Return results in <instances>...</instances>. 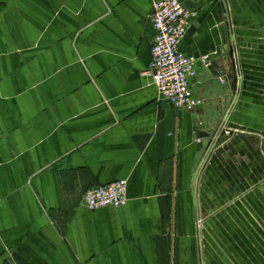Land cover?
Listing matches in <instances>:
<instances>
[{
    "label": "crops",
    "instance_id": "0c3cea01",
    "mask_svg": "<svg viewBox=\"0 0 264 264\" xmlns=\"http://www.w3.org/2000/svg\"><path fill=\"white\" fill-rule=\"evenodd\" d=\"M180 1L193 110L146 75L152 0H0V264H264V0Z\"/></svg>",
    "mask_w": 264,
    "mask_h": 264
},
{
    "label": "built area",
    "instance_id": "2783aa9c",
    "mask_svg": "<svg viewBox=\"0 0 264 264\" xmlns=\"http://www.w3.org/2000/svg\"><path fill=\"white\" fill-rule=\"evenodd\" d=\"M152 22L155 35L151 41V61L146 71L158 89L161 99L169 101L177 110H193L201 104L194 96L191 80L196 77V57L181 51L180 45L191 25L194 12L180 0H152ZM209 63V56L200 58ZM233 63L238 79L241 78L239 53L233 51ZM224 116L221 126L210 143L207 156L214 149L219 137L229 134ZM128 181H118L89 189L83 198L86 208L95 210L104 207H121L127 202Z\"/></svg>",
    "mask_w": 264,
    "mask_h": 264
},
{
    "label": "rangeland",
    "instance_id": "374dc122",
    "mask_svg": "<svg viewBox=\"0 0 264 264\" xmlns=\"http://www.w3.org/2000/svg\"><path fill=\"white\" fill-rule=\"evenodd\" d=\"M256 220H258L257 217H256Z\"/></svg>",
    "mask_w": 264,
    "mask_h": 264
}]
</instances>
